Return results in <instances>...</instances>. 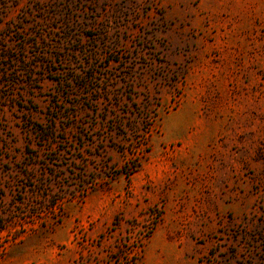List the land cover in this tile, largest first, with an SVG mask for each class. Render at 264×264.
Here are the masks:
<instances>
[{
    "label": "rangeland",
    "instance_id": "obj_1",
    "mask_svg": "<svg viewBox=\"0 0 264 264\" xmlns=\"http://www.w3.org/2000/svg\"><path fill=\"white\" fill-rule=\"evenodd\" d=\"M0 264H264V0H0Z\"/></svg>",
    "mask_w": 264,
    "mask_h": 264
}]
</instances>
